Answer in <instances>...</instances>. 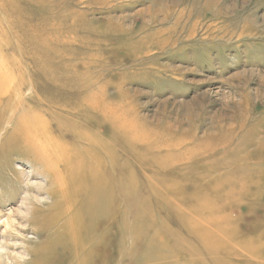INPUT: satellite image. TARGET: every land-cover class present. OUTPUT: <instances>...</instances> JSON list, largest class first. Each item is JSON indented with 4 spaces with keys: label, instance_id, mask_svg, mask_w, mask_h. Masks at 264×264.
<instances>
[{
    "label": "rangeland",
    "instance_id": "rangeland-1",
    "mask_svg": "<svg viewBox=\"0 0 264 264\" xmlns=\"http://www.w3.org/2000/svg\"><path fill=\"white\" fill-rule=\"evenodd\" d=\"M0 71V264H264V0H0Z\"/></svg>",
    "mask_w": 264,
    "mask_h": 264
},
{
    "label": "bare ground",
    "instance_id": "bare-ground-1",
    "mask_svg": "<svg viewBox=\"0 0 264 264\" xmlns=\"http://www.w3.org/2000/svg\"><path fill=\"white\" fill-rule=\"evenodd\" d=\"M60 82L64 83L67 86H69L71 84V83L64 81L63 79L60 80ZM82 85L83 84L79 83L76 85V87L82 88L81 87ZM10 92H11V78H10V76H8L7 71H4V72L0 71V123H2V121L4 119V116H2V111L3 110L7 111V110L11 109V107L13 105L12 102L9 100ZM92 94H94V93H92ZM96 98L97 97L95 96V94L91 95L90 99L87 97L85 99L86 100L85 106H87V108H89L90 110L95 111L97 113H100V114L106 113V111H108L107 107L104 104L101 105V104L96 103L95 102ZM18 118H19V124L20 123L25 124V126L21 125L22 128L20 126V129H19L20 137L19 138H11V139L6 138L4 140V142H6L5 144L21 142L23 147L33 149L34 151L37 152V155L40 156L41 160L45 159L46 162L50 164L49 167L46 166V169H47L46 173L48 172L51 175L56 174L57 176H59L62 179V183H66L68 172H71V170L73 169V167H72L73 164H71V162L67 160V157H66L65 153L63 152L64 144L60 141L57 142V141H54L52 139V134L48 130V127H47L48 121L46 119H44L41 115H36L35 112L21 113ZM120 118H121L120 116H115V117L108 116L107 117V119H109V122L111 123L113 128L118 132L121 131L122 129H126L124 123L121 121ZM5 128H7V127H5ZM132 133H134L133 129H132ZM134 136H137V135H134ZM80 138L85 143L92 144L93 146L100 145L101 147H103L104 137H102V136H97L96 138H93V137H86L85 135H82ZM36 158H39V157H36ZM60 164L61 165L62 164L68 165L67 166V173L66 172H64L63 174L60 173V171L58 169V165H60ZM80 166H81V168L83 167L85 169L87 167H89V166L84 165L83 163H80ZM97 181L100 182L101 179H98ZM53 183H54L53 184L54 187L57 186V182H53ZM95 186L97 187V186H99V184H96ZM29 210H30V205H29L28 201L26 202V200H25V201H22V203L20 204V206L18 208V211H16V212H18L17 213L18 216L21 217V215L24 214L26 217ZM58 215L59 214H57V213L50 215L49 216V222H56L57 219L60 218V217L58 218ZM23 220H24V218H21V221H23ZM0 252H1V248H0ZM79 264H85V263L80 262Z\"/></svg>",
    "mask_w": 264,
    "mask_h": 264
}]
</instances>
